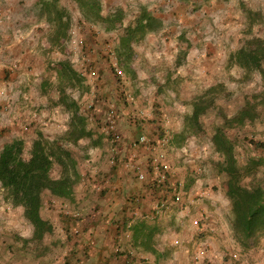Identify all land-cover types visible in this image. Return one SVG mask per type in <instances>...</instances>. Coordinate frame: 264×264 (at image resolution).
Here are the masks:
<instances>
[{
	"label": "rangeland",
	"instance_id": "obj_1",
	"mask_svg": "<svg viewBox=\"0 0 264 264\" xmlns=\"http://www.w3.org/2000/svg\"><path fill=\"white\" fill-rule=\"evenodd\" d=\"M57 1L58 8L67 12L69 25L66 34L55 39L46 17L48 10L56 11V5H47L45 11L38 0H0V150L5 142L20 137V127L24 132L23 156L28 157L27 138L33 136L31 131L36 125L34 130L45 138L58 139L72 148L76 156L80 155L83 144L75 143L70 134L67 111L62 105L51 102L55 93L58 96L55 68L59 61L67 60L82 78L83 87L65 86V90L78 102L87 128L96 134L92 137L99 144L96 153L101 148V154L105 148H111L104 130L109 106L117 111L115 124L127 116L130 124L138 125L141 120L154 129L148 138V147L140 148V145L128 153L132 158L133 154L139 156L136 162L146 167V171L142 170L145 179L138 182L152 189L148 207L140 205L134 193L126 200L136 209L146 207L152 226L161 228L160 234L154 236L157 247L166 250L167 256L161 258L159 264H264V237L256 244L251 239L250 246L244 249L231 236L227 219L230 203L225 196V176L218 165L221 157L211 145L214 130L221 127L234 147L238 164L264 160V107L258 106L259 114L250 121L239 124L235 120L237 111L263 91L264 76L259 70L247 75L239 67L228 65L229 56L239 47L263 35V26L253 12L264 11V0H154L156 6L148 5V0H98L101 17L97 21L87 19L75 0ZM142 6L159 18L160 26L139 43H131V49L124 52L118 40ZM114 13L120 14L121 20L107 29L105 19ZM184 24L189 26L184 27ZM191 45L194 51L187 56ZM208 63L213 68L212 73L202 67ZM261 66L264 69V61ZM115 67L121 69L123 75H118ZM83 70L96 73L88 77L82 74ZM210 87H216L215 100L199 117L201 132L187 137L182 148H168L169 143L163 136L167 131L173 135L183 129L184 116L191 111L190 102ZM128 95L133 96L132 101ZM96 100L106 101V106L96 107ZM142 123L136 127L143 130ZM115 127L121 135L120 129ZM104 137L106 140H102ZM158 152L165 154L163 159L170 166L163 182L155 180L151 166ZM89 157H93L92 154ZM110 158L109 155L98 156L99 161L103 159L107 164ZM124 160L125 157L121 163ZM52 175H57L56 168ZM242 183L264 186V161L243 177ZM111 188V196H107L121 199L120 191L116 193L118 190L113 185ZM174 188L186 190L184 200L168 205L156 222L152 217L155 205L162 201L171 203ZM6 203V211L18 207ZM44 206L52 217L63 213L74 221L71 233L78 234L80 213L64 206L63 202L49 199ZM13 209L14 231L10 236L0 233L1 243L13 238L18 242L15 243L17 250L26 248L30 259L43 244L54 242V237L61 233L59 226L49 220L52 227L44 235L45 242L42 240L37 249L36 243L23 246L22 237L16 232L24 233L31 225L22 211ZM111 224L115 230H120L116 234L122 238L130 236L128 226H122L119 219L112 220ZM113 253L117 254V250ZM8 254L1 252L0 259L7 261ZM13 258L24 264L23 257L15 255Z\"/></svg>",
	"mask_w": 264,
	"mask_h": 264
},
{
	"label": "trees",
	"instance_id": "obj_2",
	"mask_svg": "<svg viewBox=\"0 0 264 264\" xmlns=\"http://www.w3.org/2000/svg\"><path fill=\"white\" fill-rule=\"evenodd\" d=\"M75 1L87 19L91 21L100 19L101 5L98 0ZM38 4L43 9L47 5L51 7L53 4L56 5L55 12L47 11L46 20L51 24L55 39L64 36L69 25L67 12L58 8L57 0H38ZM253 15L257 16L264 30V11L253 12ZM120 20V14L110 15L105 19L107 29ZM159 26V18L142 6L133 22L127 26L125 33L120 36L118 43L126 52L131 49V43H139L146 34L156 31ZM263 61L264 31L261 37L250 40L231 54L228 65L239 67L247 75L253 70H259L264 76V69L261 66ZM55 69L58 98L54 103L62 105L69 114L70 134L73 140L76 143L80 138L91 137L93 132L87 128L86 117L80 112L78 102L65 90V86L82 88V78L67 60L59 61ZM215 91L216 87L207 88L199 98L190 102L191 111L184 116L183 129L171 137V142L175 146L183 145L187 137L201 132L199 117L214 103ZM252 99L253 102L250 100L251 102H247L237 111L235 120L239 124L250 121L259 114L258 106L264 107V88L262 92L252 96ZM211 145L221 157L218 165L225 176V196L230 203L227 219L231 236L241 248H248L251 239L256 244L264 237V186L261 183L244 185L242 178L250 175L257 164L264 160L249 161L245 165L238 164L234 147L221 127L214 130ZM28 150V157H24V140L21 138L12 139L2 145L0 186L4 200L20 206L23 217L32 227L31 236L22 238V245L36 243L35 249H37V245L52 227L51 222L44 219L40 212L43 196L49 194L72 199L73 185L79 181L80 173L77 156L72 148L64 146L58 139L45 138L40 131H36V136L31 140ZM55 168L57 175L53 176L52 172ZM152 225L149 217L134 219L128 226L131 234L127 239L118 234L121 236V241L116 238L114 246L117 254H114L121 264H159V260L167 256L166 250L159 249L156 244L155 236L160 234L161 228Z\"/></svg>",
	"mask_w": 264,
	"mask_h": 264
},
{
	"label": "crops",
	"instance_id": "obj_3",
	"mask_svg": "<svg viewBox=\"0 0 264 264\" xmlns=\"http://www.w3.org/2000/svg\"><path fill=\"white\" fill-rule=\"evenodd\" d=\"M149 4L152 6L157 5L154 0H148V5ZM178 7L183 8V5H179ZM183 26L187 27L189 25L184 24ZM192 47V45L189 47L187 56L190 55L192 51H194ZM202 67L209 73L213 72V68L210 63H208V66H204V64H202ZM57 98L58 96H56L55 93V96L53 95V100L51 102L54 103ZM39 101L42 102L43 100L40 99ZM95 102H97V100ZM57 105L59 104H56V106ZM65 113L66 119L68 120L69 114L67 112ZM138 117L141 118L140 115H138ZM22 119L25 121L24 118ZM128 121H130V119H128L127 116L116 121V126L120 129L122 143L120 142L121 144H119L115 149L105 148L101 154L103 149L101 148L100 151L96 153V148H99V144L92 139V137H96L95 133H92L91 137H83L76 141L77 144L82 143L83 146L81 151L76 148V150L80 152V155L78 154L77 156L80 179L74 187L73 198L66 199L45 194L42 199L43 205L40 210L42 217L44 219L50 220L54 226L58 225L60 228L61 233L54 237V242L43 244L44 246L42 249L37 250L36 256L30 259V256H27L28 252L26 251L28 250H26V248L22 247L23 250H17L15 243L17 244L18 242H15L13 238H11L12 240L9 239V242L5 244H2L0 239V255L1 252H9V259H7V261H5L6 259L4 261L0 259V264H21L22 262L14 260L13 256L15 257V255L23 257L24 264L27 260L31 261L28 264H121L119 260H116L115 254L113 253V250H116L114 246L116 238L121 240V236L116 234L120 230H115V226H113L111 222L112 220L119 219L122 226H129V224L133 222L134 219L148 218L149 210L146 209V207H148L147 199L148 195H150L149 193H152L150 186L147 185L144 188L141 186V184H139L138 178L135 177L136 175L132 167H123L120 160L123 157L128 156L129 152H132V142L135 141L139 135L145 134L150 139L151 135H153L154 129H152V125H147L146 122L142 123L141 120H139V123L137 124L141 125L142 123L144 126L143 130H141V127H139L140 129L136 127L138 125L134 123L130 124ZM33 126L34 128L37 127L36 125ZM34 128L33 131L30 129V131L33 133V136L28 138L26 137L29 139L27 141L29 145L31 140L36 136V129L34 130ZM38 129L42 131L40 126ZM19 133V138L22 137V139H24V134H22L24 132L20 127ZM169 133L167 131V134L163 136L164 139H166L169 143V145H167L168 148H182V146L186 144L185 143L178 147L172 145V133ZM102 135H104V132ZM102 140H106V137H104ZM88 142H92V145L90 143L87 145ZM141 147L146 146H140V148ZM106 150L108 153H106ZM142 150L147 151L145 148ZM91 154L93 157H89ZM95 155H109L111 158L108 159L107 164L104 163L103 159L99 161L98 156ZM114 156H116V159H114V162H111V159H113L112 157ZM138 158L139 156H134L133 163H138L136 162L138 161ZM95 160L97 162H94ZM140 169L146 171L145 166L143 168L140 166ZM112 185L118 190L116 193L120 191L122 197L121 199L109 198L111 196V189H113L111 188ZM131 193L138 195L137 198H139L141 201L140 205L145 204L146 207L142 210L134 208L132 206L133 203L131 204L126 200L127 197L131 195ZM107 194L110 196H107ZM46 199H49L53 202H63L64 206H67L68 208L80 213L81 219L78 227L79 232L77 235L70 233L74 221L66 217L63 213L57 218L52 217L50 215V211L48 210L49 212H47L45 210L46 207L44 204ZM6 204L7 203L3 198V191L0 186V233L4 236H10V232L14 231L15 226L13 223L14 219L11 218L14 213H12L13 208L11 211L4 210V206ZM13 210L21 212L22 208L18 206ZM16 220H18V216H16ZM25 231L26 232L24 233L16 232V234L20 235L22 238H29L32 233V227H27V230ZM44 239H46V237L43 238V241L45 242ZM48 253H51L54 256L46 255ZM25 258L28 259L25 260Z\"/></svg>",
	"mask_w": 264,
	"mask_h": 264
},
{
	"label": "built area",
	"instance_id": "obj_4",
	"mask_svg": "<svg viewBox=\"0 0 264 264\" xmlns=\"http://www.w3.org/2000/svg\"><path fill=\"white\" fill-rule=\"evenodd\" d=\"M115 70L118 75L120 76L123 75L121 69H117V67H115ZM83 71L84 72L82 74L87 75L88 77H92L96 73L94 70H90V71L83 70ZM128 99L132 101L133 96L128 95ZM96 103L98 104V105L97 104L95 105L96 107L106 106V101H103V100L97 101ZM116 117H117V111L115 110V108L109 106L106 111V124H105L104 130L108 136L110 146L113 149L117 148L118 144H120L121 142V135L119 134V132L117 131L115 127ZM148 142H149V139L147 135L141 134L137 137L135 141L132 142V146L133 148L138 147L139 145L148 147ZM133 156L135 155L133 154ZM164 156L165 154L163 152H158L156 155H154L153 162L151 165L154 171V176L156 178L155 180L158 182H163L165 179H167V174L169 173V170H170V166L163 159ZM133 160H134V157L132 158V156H126L125 160L122 162L123 167L125 168L132 167V169L135 172L136 177L139 180H144L145 174L140 169V166L138 165V163H133ZM111 162H114V159H111ZM185 194H186L185 189L183 190L181 188H178V189L174 188L173 189L174 200H172L171 203L167 204V201H162L156 204L154 207V212L152 214V217L157 219L156 222H158L159 217L163 214V212H165V210L169 208L168 205H172L174 203L180 202L181 200H184Z\"/></svg>",
	"mask_w": 264,
	"mask_h": 264
}]
</instances>
